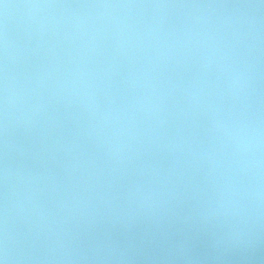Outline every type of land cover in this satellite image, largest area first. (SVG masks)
<instances>
[{
	"label": "water",
	"instance_id": "95a60500",
	"mask_svg": "<svg viewBox=\"0 0 264 264\" xmlns=\"http://www.w3.org/2000/svg\"><path fill=\"white\" fill-rule=\"evenodd\" d=\"M0 264H264V0H0Z\"/></svg>",
	"mask_w": 264,
	"mask_h": 264
}]
</instances>
